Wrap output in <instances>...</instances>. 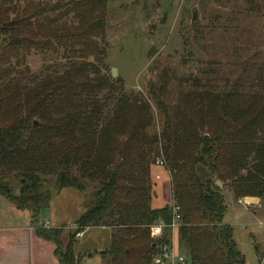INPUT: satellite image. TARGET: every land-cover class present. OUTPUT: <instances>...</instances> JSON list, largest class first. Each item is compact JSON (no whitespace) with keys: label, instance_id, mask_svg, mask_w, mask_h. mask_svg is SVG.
I'll use <instances>...</instances> for the list:
<instances>
[{"label":"trees","instance_id":"1","mask_svg":"<svg viewBox=\"0 0 264 264\" xmlns=\"http://www.w3.org/2000/svg\"><path fill=\"white\" fill-rule=\"evenodd\" d=\"M107 3L0 0V196L37 214L50 204V188L84 193L74 225L110 230L98 255L108 264H150L157 241L149 226L172 216L167 204L151 207V168L162 159L180 213L178 248L198 264H246L222 221L227 205L216 181L234 201H264V92L194 90L169 107L163 72L164 82L148 90L159 116V132L150 133V102L102 72ZM260 11L264 59V0ZM46 51H62L58 67L30 72L26 58ZM61 233L38 230L59 264H79L76 231L66 245Z\"/></svg>","mask_w":264,"mask_h":264},{"label":"rangeland","instance_id":"2","mask_svg":"<svg viewBox=\"0 0 264 264\" xmlns=\"http://www.w3.org/2000/svg\"><path fill=\"white\" fill-rule=\"evenodd\" d=\"M107 1L102 72L121 80L125 93L133 92L150 102L153 113L150 133L159 132V116L148 90L153 85L158 88L164 82L163 72H166L168 82L162 101L169 107L175 104L179 93L194 90L221 92L235 85L246 92H264L261 0ZM61 54L62 51L31 52L25 66L33 73L44 72L49 67H58ZM112 69L116 71L114 77ZM18 186L15 183L12 187L13 193L17 194ZM219 187L223 189L227 205L223 221L232 226L237 248L244 254L246 264H264V201H260L261 206L245 204L249 206V212H246L245 205L233 203L237 201L232 199L227 187L221 183ZM153 191L152 200L156 201L151 202L154 207L170 203L167 180L156 181ZM49 192L53 194L50 207L58 218L63 209L67 210L68 217H74L77 208L82 211L88 199L86 196L84 204L78 202L82 194L70 189L62 194L55 188H50ZM65 193L70 195L61 205ZM253 210H257L255 218L250 213ZM259 220L263 225H259ZM85 229L63 228V243L67 244L71 232ZM108 231L106 227L98 226L90 227L82 239L74 234L75 253L78 250L83 253L91 247L96 249L94 258L84 259L83 263L106 264L98 251L107 245Z\"/></svg>","mask_w":264,"mask_h":264},{"label":"crops","instance_id":"3","mask_svg":"<svg viewBox=\"0 0 264 264\" xmlns=\"http://www.w3.org/2000/svg\"><path fill=\"white\" fill-rule=\"evenodd\" d=\"M151 178L154 184L156 181H161V179H165L170 183V175H168L167 170L162 166H152ZM66 189L74 190L67 187ZM66 189L59 190V194L65 192ZM81 194L82 197H80L77 201L83 202L84 204L86 194ZM69 195V193L64 195L66 197L62 199L61 205L67 202V198L69 197ZM51 200L48 207L42 209V212L33 214L29 210L15 208V206L11 202L0 196V264H59L58 257H56L55 255V244L39 236L38 230L41 228H69L72 231L76 227V225H74V222L82 215L85 209L81 211V209L77 208V213L76 215H74V217H68L67 210L64 211L65 209H63L60 213H58L60 215L58 218L56 211L53 212L50 207ZM153 201H156V199H153L152 202ZM260 201L261 200L258 197L255 198L246 196L239 199L236 203H233L237 205L241 203L243 205L246 204L249 206H261ZM152 202L151 207H154L152 205ZM249 206L245 207L246 212H249ZM154 208H161V206ZM250 213L254 215V218L257 217V210H253ZM40 215L43 217L42 220H40ZM44 222H48V228H45L43 226ZM223 222L224 224L230 225L228 221ZM258 223L259 225H261V220H259ZM89 229L90 228H87L83 231V234L80 237L81 239L83 238L84 234L89 231ZM108 232L110 236V230ZM109 243L110 240L108 241L107 245H103L104 247L99 249V251L107 248ZM81 251L82 250H78L76 251V253L74 252V256L77 258L79 257L80 264H85V262L83 263L84 259H93L96 249H93L91 247L86 248L83 253ZM103 261L108 264L105 259H103Z\"/></svg>","mask_w":264,"mask_h":264},{"label":"built area","instance_id":"4","mask_svg":"<svg viewBox=\"0 0 264 264\" xmlns=\"http://www.w3.org/2000/svg\"><path fill=\"white\" fill-rule=\"evenodd\" d=\"M154 166L164 167L165 162L161 159L156 160ZM171 210V220L167 223L158 220L149 226V235L151 239L157 241L154 245L155 253L150 264H198L193 262L186 252L180 250L177 245L176 232L180 226V213L178 206L171 200L168 205ZM43 226L48 228V222ZM83 232H76V237H81Z\"/></svg>","mask_w":264,"mask_h":264},{"label":"water","instance_id":"5","mask_svg":"<svg viewBox=\"0 0 264 264\" xmlns=\"http://www.w3.org/2000/svg\"><path fill=\"white\" fill-rule=\"evenodd\" d=\"M193 14H194V13H193ZM195 17H196V14L193 15V19H195ZM111 74H112L113 77L116 75V71H115V69H112ZM216 184H217L218 186H220V182H219V181H216ZM79 264H80V263H79Z\"/></svg>","mask_w":264,"mask_h":264}]
</instances>
